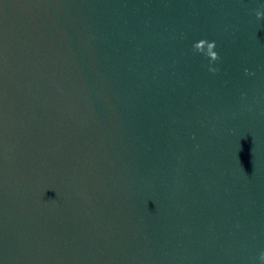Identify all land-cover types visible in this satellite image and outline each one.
Listing matches in <instances>:
<instances>
[{
	"label": "water",
	"instance_id": "95a60500",
	"mask_svg": "<svg viewBox=\"0 0 264 264\" xmlns=\"http://www.w3.org/2000/svg\"><path fill=\"white\" fill-rule=\"evenodd\" d=\"M257 10L0 0V264H261Z\"/></svg>",
	"mask_w": 264,
	"mask_h": 264
},
{
	"label": "clouds",
	"instance_id": "9594fccd",
	"mask_svg": "<svg viewBox=\"0 0 264 264\" xmlns=\"http://www.w3.org/2000/svg\"><path fill=\"white\" fill-rule=\"evenodd\" d=\"M255 15L257 19H262L264 18V11L257 10ZM193 48L197 53L204 54L209 59L210 64L214 63L220 58L218 53L215 51L216 48L215 41L208 42L207 40H200L193 45ZM209 71L216 72L217 69L209 67ZM259 260L261 264H264V252L260 253Z\"/></svg>",
	"mask_w": 264,
	"mask_h": 264
}]
</instances>
